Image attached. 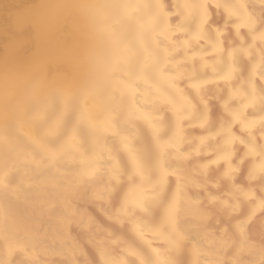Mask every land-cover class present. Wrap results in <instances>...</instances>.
<instances>
[{"label":"clouds","instance_id":"1","mask_svg":"<svg viewBox=\"0 0 264 264\" xmlns=\"http://www.w3.org/2000/svg\"><path fill=\"white\" fill-rule=\"evenodd\" d=\"M0 264H264V0H0Z\"/></svg>","mask_w":264,"mask_h":264}]
</instances>
